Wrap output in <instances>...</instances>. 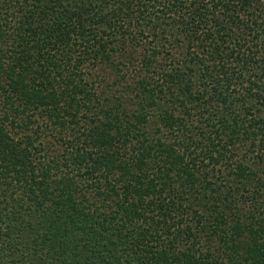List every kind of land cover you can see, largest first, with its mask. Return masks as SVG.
I'll use <instances>...</instances> for the list:
<instances>
[{"label": "trees", "instance_id": "16d2710c", "mask_svg": "<svg viewBox=\"0 0 264 264\" xmlns=\"http://www.w3.org/2000/svg\"><path fill=\"white\" fill-rule=\"evenodd\" d=\"M0 264H264V0H0Z\"/></svg>", "mask_w": 264, "mask_h": 264}]
</instances>
